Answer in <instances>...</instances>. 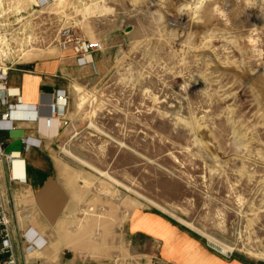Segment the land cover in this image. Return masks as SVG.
Listing matches in <instances>:
<instances>
[{
    "label": "rangeland",
    "instance_id": "374dc122",
    "mask_svg": "<svg viewBox=\"0 0 264 264\" xmlns=\"http://www.w3.org/2000/svg\"><path fill=\"white\" fill-rule=\"evenodd\" d=\"M9 1L31 32L21 63L60 57L65 28L102 43L61 117L56 155L79 202L66 230L92 254L125 246L131 211L156 210L264 261V0ZM88 252L80 264L99 260Z\"/></svg>",
    "mask_w": 264,
    "mask_h": 264
},
{
    "label": "crops",
    "instance_id": "0c3cea01",
    "mask_svg": "<svg viewBox=\"0 0 264 264\" xmlns=\"http://www.w3.org/2000/svg\"><path fill=\"white\" fill-rule=\"evenodd\" d=\"M25 60L11 72L10 84L20 88L26 105L38 109L40 121L20 123L1 135L9 142L10 151L22 152L25 163L22 175H26L27 181L16 190L22 226L32 227L46 242L34 264H80L87 251L99 259L92 264H133L130 261L138 257L159 264H264L249 257L220 254L186 225L163 212L142 208L131 211L125 220V246L113 244L91 254L80 233L66 230L64 224L73 227L77 223L78 210L74 207L79 202L66 192L70 178L63 175L62 162L56 155L62 140L63 119L56 118L51 126L46 125L51 101L60 90L70 93L71 78L83 74L87 66L78 62V55L71 48L57 58ZM26 137L36 139L37 144L39 140L40 146L33 145L25 151L22 139ZM68 202L70 207L65 209ZM118 259L125 263H119Z\"/></svg>",
    "mask_w": 264,
    "mask_h": 264
},
{
    "label": "built area",
    "instance_id": "2783aa9c",
    "mask_svg": "<svg viewBox=\"0 0 264 264\" xmlns=\"http://www.w3.org/2000/svg\"><path fill=\"white\" fill-rule=\"evenodd\" d=\"M60 1L34 0V7L39 9ZM10 4L9 0H0V264H34L37 252L45 248L46 242L32 227L25 229L22 226L16 190L17 186L27 181L26 175H22L25 163L22 152L10 151L9 142L1 135L14 130L20 123L40 121L38 109L26 105L20 88L10 84L11 72L21 63L23 53L30 46L23 41L27 42L31 37L30 30L24 26L26 19L17 18L22 13L12 11ZM60 45L64 49H73L80 64L87 63V54L102 49L101 42H87L77 38L70 28L62 30ZM68 99L69 95L64 90L56 94L49 104L47 126H51L54 119L62 117ZM36 141L30 137L23 138L24 150L29 151L33 145L40 146V141L38 144Z\"/></svg>",
    "mask_w": 264,
    "mask_h": 264
},
{
    "label": "bare ground",
    "instance_id": "6f19581e",
    "mask_svg": "<svg viewBox=\"0 0 264 264\" xmlns=\"http://www.w3.org/2000/svg\"><path fill=\"white\" fill-rule=\"evenodd\" d=\"M32 1L34 2V0H32ZM16 3H17V4H16ZM16 3L14 2V3H13V6L16 5V7H17L18 5H21V2H19V1H17ZM18 7H19V6H18ZM20 9H22V7H21ZM27 53H28V52H27ZM27 53H26V54H27ZM26 54H25V55H26ZM25 55H24V56H25ZM43 106H44V105H43ZM44 120H45V119H44ZM57 123H58V121H57ZM57 135H59V134H57ZM18 165H20V164H18ZM38 252H39V251H38ZM38 252H37V253H38Z\"/></svg>",
    "mask_w": 264,
    "mask_h": 264
}]
</instances>
